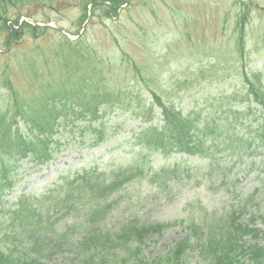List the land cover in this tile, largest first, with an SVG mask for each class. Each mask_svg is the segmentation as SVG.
I'll return each mask as SVG.
<instances>
[{
  "label": "rangeland",
  "instance_id": "obj_1",
  "mask_svg": "<svg viewBox=\"0 0 264 264\" xmlns=\"http://www.w3.org/2000/svg\"><path fill=\"white\" fill-rule=\"evenodd\" d=\"M84 1L0 0V106L11 108L16 96L29 108L30 117L40 120L44 113L38 110L39 103L47 94V102L49 99L59 102L63 111L73 113V109L89 101L86 96L91 90L82 79L88 71L85 64L94 59L98 68L108 62V67H102L100 77L113 75L108 81L115 84L122 79L121 86L127 87L121 96L125 106L129 100L131 104L141 99L149 102L151 97L146 88L150 85L164 100L174 103L185 113L200 109L205 120L201 122L207 123V133L213 137L217 134L216 126L224 121L223 113L230 103L240 110L248 105L241 96L226 97L234 84L241 86L240 77L245 72L261 73L263 83L260 84L264 87V0H127L116 9L111 6L112 0H99L95 5L92 1L86 6ZM24 16L27 19L18 24V29L7 25L9 20L18 21ZM31 20L37 26L30 25ZM49 23L55 24L54 27ZM242 27L245 28L243 43ZM71 36L81 40L77 42L78 39ZM67 39L71 42H60ZM59 50L67 52V63L59 61L62 58L55 55L61 53ZM216 54L223 58L224 74H212V69L202 72V67L209 69L214 64ZM123 56L126 62L121 65ZM234 58L243 62L245 69L234 73ZM128 63L142 68L139 75L143 79L134 78L131 71L125 79L122 77L119 71L128 70L125 66ZM49 87H53L52 90ZM80 88L86 90L81 93ZM114 88L111 86L110 90L114 91ZM60 95L64 97L62 101ZM99 101L103 109L106 102L104 99ZM254 106L258 109V118L252 126L238 125L236 131L241 136H254L255 129L264 125V109L255 102ZM114 107L102 117H72L63 122L52 138L54 152L48 163H35L31 157L21 160L15 170V186L3 196L9 203L2 209H8L18 194L44 191L51 183L59 182L61 176L81 172L83 168L98 166V170L115 171L138 151L140 147L135 144L136 136L132 133L146 126L144 120L138 117L136 110L126 111L116 104ZM18 118V127L27 132V121ZM103 121L109 126L107 138L95 144L94 131L84 126L89 123L98 126ZM258 143L259 138L255 140V154L249 150L244 158L229 150L216 149L212 160L217 165L213 168L208 167L209 159L205 157L175 152L171 159L156 162L155 168L169 162L174 165L179 160L191 166L188 171L201 169L204 173L212 169V175L216 176V172L219 173L217 166L227 164V180L219 182L217 177L208 178L206 175H210V171L206 175L200 173L197 178L185 174L182 181L162 192L143 183L144 197L136 198L133 207L140 210V216L151 221L185 219L186 226L189 212L194 211L200 216L207 207L232 206L246 194L257 192L250 200L258 201L260 207H264L261 154L264 146H258ZM188 202L194 204L185 211ZM1 223L0 232H3L7 222ZM257 224L264 230V222ZM188 233L180 225L160 236L155 235L142 254V261L153 260ZM53 264L77 263L58 258Z\"/></svg>",
  "mask_w": 264,
  "mask_h": 264
},
{
  "label": "trees",
  "instance_id": "obj_2",
  "mask_svg": "<svg viewBox=\"0 0 264 264\" xmlns=\"http://www.w3.org/2000/svg\"><path fill=\"white\" fill-rule=\"evenodd\" d=\"M92 1L93 5L99 2L86 0L83 5ZM112 1L113 9L128 2ZM244 34L245 28L242 27V43ZM67 41L71 42L69 39L65 42L60 40L62 44ZM59 52L55 54L62 58L59 61L67 63V52ZM69 56L72 57L71 54ZM215 56L214 64L209 69L202 67V72L212 69V74H224L223 58L219 54ZM122 61L121 65L125 64L124 56ZM234 61V73L245 69L243 62H238L236 58ZM94 65V59L85 64L84 68L89 72L86 71L82 79L88 90H91L86 96L90 102L86 101L73 109V113L63 111L59 102L57 104L51 99L47 102V94L39 103L41 106L38 110L44 113L40 120L31 118L29 108L16 96L11 108L0 106V226L3 225L1 222H7L5 230L0 232V264H53L58 258H66L67 262L77 264H264V230L257 224L264 222V207L261 208L258 201L250 200L257 192L241 196L232 206H223L222 209L207 207L200 216L194 211L189 212L188 226L184 224L185 219L151 221L140 216V210L133 207L136 198L139 200L144 197L145 193L141 191L143 183L162 192L182 181L185 174L197 178L200 173L206 175L210 171L211 174L206 175L208 178L217 177L219 182L227 180V164L217 166L219 173L216 172V176L212 175V169L204 173L201 169L198 172L188 171L191 166L179 160L174 165L169 162L159 169L155 168L156 162L171 159L175 152L205 157L209 159L208 167L213 168L217 165L212 160L216 149L229 150L244 158L249 150L255 154L253 148L257 147L256 139L259 138L258 146H264L263 124L255 129L254 136H241L236 131L238 125L252 126L258 118L259 112L257 107H252L253 102L264 109L261 73L245 72L240 77L239 87L231 82L234 85L226 97L241 96L248 105L240 110L230 103L224 110V121L216 126L217 134L212 137L207 133V123L201 122L205 120L200 109L185 113L176 108L174 103L164 100L150 85L146 88L151 97L149 102L141 99L131 104L129 100L125 106L121 96L127 87L121 86L122 79L115 84L108 81L113 75L99 76L102 67H108V62L102 63L99 68H91ZM125 66L128 70L119 71L124 79L130 71L134 73V78L143 79L139 75L142 68L137 64L128 63ZM48 75L52 77V74ZM73 75L76 72L73 71ZM49 80L47 77L46 81ZM56 82L59 83L58 78ZM111 86H115L114 91L110 90ZM49 88L52 90L53 87ZM85 90L80 88L79 92ZM63 99L60 95V101ZM99 99L106 102L103 109ZM77 100L82 102L81 98ZM115 104L126 111L136 110L135 113L146 124L139 132L132 133L136 136L135 144L140 147L138 151H134L115 171L98 170V166L83 168L81 172L61 176L59 182L51 183L44 191L18 194L17 200L8 209H2L9 203L3 196L14 188L17 182L15 170L21 160L31 157L35 163H48L54 152L52 138L63 122L66 123L72 117H102L114 109ZM18 117L27 121V132L18 127ZM86 126L84 128L94 131L95 144L107 138L109 126L106 121L98 126H91L90 123ZM261 154L264 165V152ZM158 156H161L160 159H157ZM193 204L188 202L185 211ZM180 225L189 231L186 236L153 260L142 261V254L155 235L160 236Z\"/></svg>",
  "mask_w": 264,
  "mask_h": 264
}]
</instances>
